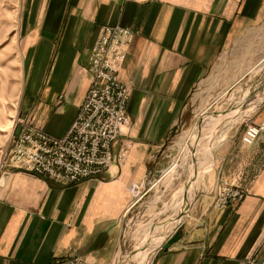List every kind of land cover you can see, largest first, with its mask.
<instances>
[{
    "label": "crops",
    "instance_id": "obj_1",
    "mask_svg": "<svg viewBox=\"0 0 264 264\" xmlns=\"http://www.w3.org/2000/svg\"><path fill=\"white\" fill-rule=\"evenodd\" d=\"M263 21L264 0H22V106L30 123L56 137L67 133L88 92L90 57L102 28L137 31L120 71L129 88V123L114 154L132 147L125 162L115 158L99 178L78 183L3 160L0 264L56 258L115 264L126 243L124 218L137 198L132 187L145 186L171 160L174 150L165 151L166 142L188 123L185 112L199 110L194 107L208 90L205 79L235 39ZM263 101L247 123L264 121ZM245 128L241 142L228 140L206 169L215 167L213 182L206 180L183 216L181 239L160 247L150 264H264V133L248 144ZM220 177L243 189L241 202L214 205Z\"/></svg>",
    "mask_w": 264,
    "mask_h": 264
},
{
    "label": "rangeland",
    "instance_id": "obj_2",
    "mask_svg": "<svg viewBox=\"0 0 264 264\" xmlns=\"http://www.w3.org/2000/svg\"><path fill=\"white\" fill-rule=\"evenodd\" d=\"M21 2L22 0H0V163H2L3 160H7L8 157L11 158L13 144L16 138L19 136H16V130L18 126H21L22 121L30 122L26 118L27 113L24 112L22 106V100L25 95L26 79L23 64V48L18 28L19 8ZM255 26L256 27L252 28L250 31L245 32L239 38L235 39L234 43L222 54L218 65L212 70L210 76L205 79L204 86H206L208 90L205 93H202L201 96H198L199 99L197 100L194 108L198 107L199 110L195 111L194 114L190 111L185 112L184 121L187 119L188 123L185 125L181 123L178 130L173 132L169 140L166 142L164 150H174L171 160H166L167 164L165 163L166 165L163 167V170L159 176H151L147 184H145V186L142 188L140 186L139 191H136L137 198L135 200L139 198L140 201L135 206L131 207V210L129 209L130 212L128 211L124 218V227L122 232L124 241L122 244L124 245V242L126 243L124 245V249L121 251L123 254L118 255L119 257L117 258L115 264H134V262H136V260H138L141 256L139 255L140 251L143 253L145 251L147 252L149 251L148 249L151 247L153 242L154 246H156V244L161 241V246H159L151 256L146 253L147 257L144 260V264H150L156 254L155 252H157V250L163 246V243L167 241L166 239H168L170 235L174 233L177 228H179L180 224L176 228H172V226H169V224L159 222V220L164 219L166 214L167 217L176 213L180 208L179 200L182 199L189 191L191 173L188 170L180 172L178 170L180 165L176 166V163H179L180 161V159H178V155L181 151V145H183L184 139L190 133H193L194 135L197 134L201 137V135L203 136L204 131L206 130V133L209 136V131L212 129V124L214 122L213 115H221L220 112L218 113V111L224 112V109L228 112L227 107L231 106L232 104L234 109L239 108L240 103L236 99L239 98L241 91L244 90L243 92L248 94V92L252 93V91L256 90V85L254 86L253 83L260 82L264 76V71L254 72L256 69H258V66L264 59V21ZM244 93L241 96H244ZM262 101H260V103ZM203 108L206 109L202 111ZM251 115L243 116L225 135L220 137V140L215 142L216 144H212L208 150L206 166L202 171L200 170L202 176H200L198 180L196 189L197 193L195 192L193 201L191 203L192 206L204 188L203 185L205 184L206 180L208 184L210 178L212 180L210 182H213L215 167L209 172L206 171V169L212 162L215 154L217 157L221 151V148L230 139H232L236 144L241 142L243 129L245 128V124L248 122V119ZM249 124L252 123H247L246 128ZM115 158L117 159L116 155ZM176 172L177 176L175 179H165L170 176L173 177V174ZM156 180L157 182H155ZM232 185L235 186L234 184ZM149 187H153V190H151L154 192L149 190L146 194H143ZM155 195V202H153ZM192 206H189V209ZM186 214L187 213H184L183 215ZM161 224L163 225L161 226ZM152 231H154V234Z\"/></svg>",
    "mask_w": 264,
    "mask_h": 264
},
{
    "label": "built area",
    "instance_id": "obj_3",
    "mask_svg": "<svg viewBox=\"0 0 264 264\" xmlns=\"http://www.w3.org/2000/svg\"><path fill=\"white\" fill-rule=\"evenodd\" d=\"M137 31L119 25L104 26L92 49L89 71L92 81L86 97L68 132L56 137L22 121L10 161L12 166L36 175L75 183L97 178L115 158L113 144L129 122L128 86L120 80V70ZM264 133V121L249 124L243 139L254 143ZM131 145L117 159L124 162ZM140 186L132 190L139 191ZM245 197L242 189L219 178L214 190V205L219 208L237 204ZM79 258H57L51 264H78Z\"/></svg>",
    "mask_w": 264,
    "mask_h": 264
},
{
    "label": "bare ground",
    "instance_id": "obj_4",
    "mask_svg": "<svg viewBox=\"0 0 264 264\" xmlns=\"http://www.w3.org/2000/svg\"><path fill=\"white\" fill-rule=\"evenodd\" d=\"M261 62L262 63L258 66V69H256L254 72H262V71H264V59ZM258 76H259V74H258ZM253 84H254V86L256 85V90L255 91H252L251 90L252 88H251L250 90L252 91V93L248 92V94H245L243 92L244 91L243 90V91H241V94H239L240 95L239 98L236 99L240 103V107L239 108H237V109L235 108L234 109L233 104H232L231 106L227 107L228 112L225 111V109H224V112L223 111L222 112L218 111V113L220 112L221 115H219V114H218L219 116L218 115L216 116V114L213 115L214 122L212 124V126H213L212 129L209 131L210 132L209 136H208V134L206 133V130H205L203 136L201 135V137L199 135H197V134L194 135L193 133H190L184 139L183 145H181L182 146L181 147V151H180V153L178 155V159H180V161H179V163H176L177 161L175 160L176 161L175 163H176V166L180 165V167H178V170L180 172L184 171V170H188L191 173L189 191L187 192V194L182 199L179 200V204H180L179 205L180 206L179 210L176 213H174L173 215H170V216H167V217H166V215H167L166 214L164 219L159 220V222H164L166 224H169V226H172V228H176L179 224H181V222L183 221V214L185 212H187V210L189 209V206H191V203L193 201V198H194V195H195V192H196V189H197L198 180H199L200 176H202L200 170L202 171L204 169V167L206 166V161H207L206 159H207V156H208V150L210 149L212 144L214 145L215 142L220 140V137L225 135L243 116L251 115L253 113V111L256 109V107L260 104V101L264 100V76L260 80V82H257V83L255 82ZM254 86H253V88H254ZM243 93L245 95L241 96ZM235 103H237V102H235ZM173 175H174L173 177H171L169 175L170 177H167L165 179H167V180L172 179V178L175 179L176 176H177V172L175 174H173ZM164 177H166V176H164ZM155 182H157V180ZM153 184H155V183H153ZM151 189L153 190V187L150 188V191H152ZM152 192H154V191H152ZM155 197H156V195L153 198V202H155ZM162 225L163 224H161V226ZM153 232L154 231H152V233ZM153 243L151 244V247L148 249L149 251H147V252L145 251L144 253L142 251H140V254L138 253L139 255H141L139 257L140 260L139 259L136 260V262H134V264H144V260L147 257L146 253L151 256L154 253V251L159 246H161L160 245L161 241L158 242L156 244V246H154ZM123 249H124V247L122 248V250ZM121 251L119 253L120 255L123 254Z\"/></svg>",
    "mask_w": 264,
    "mask_h": 264
},
{
    "label": "water",
    "instance_id": "obj_5",
    "mask_svg": "<svg viewBox=\"0 0 264 264\" xmlns=\"http://www.w3.org/2000/svg\"><path fill=\"white\" fill-rule=\"evenodd\" d=\"M20 132H21V126H18V128L16 130V136H18L20 134ZM161 172H162V170H161ZM161 172H158V176L161 174ZM149 190H150V187L148 189H146L143 194H146ZM143 194H142V196H143ZM139 201H140L139 198L137 200H135L131 207L135 206ZM181 237H182V229H181V227H179V228H177V230L174 233H172L170 235V237L163 244V246L165 248H169L171 245H173L174 243L178 242L181 239Z\"/></svg>",
    "mask_w": 264,
    "mask_h": 264
}]
</instances>
